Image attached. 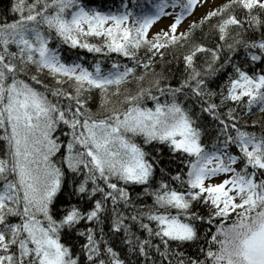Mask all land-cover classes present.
<instances>
[{"label": "snow or ice", "instance_id": "6c2138e0", "mask_svg": "<svg viewBox=\"0 0 264 264\" xmlns=\"http://www.w3.org/2000/svg\"><path fill=\"white\" fill-rule=\"evenodd\" d=\"M205 3L10 0L0 264H264V0Z\"/></svg>", "mask_w": 264, "mask_h": 264}, {"label": "rangeland", "instance_id": "374dc122", "mask_svg": "<svg viewBox=\"0 0 264 264\" xmlns=\"http://www.w3.org/2000/svg\"><path fill=\"white\" fill-rule=\"evenodd\" d=\"M224 0H206V3L203 6H198L193 15L187 17L179 27V30L182 31L187 28V25L193 20L198 19L204 12L209 10L211 7H214L220 3H223ZM170 23V18L165 17L156 23L152 31L159 30L160 28H166V26Z\"/></svg>", "mask_w": 264, "mask_h": 264}, {"label": "trees", "instance_id": "16d2710c", "mask_svg": "<svg viewBox=\"0 0 264 264\" xmlns=\"http://www.w3.org/2000/svg\"><path fill=\"white\" fill-rule=\"evenodd\" d=\"M9 3H10V0H0V13H2L3 12V10L9 5ZM81 55H85V53H83V52H81L80 53ZM71 57H69V59H70ZM176 65H175V61H173V67H175ZM182 67V66H181ZM157 71H160L161 70V67H160V65H159V63H158V65H157V69H156Z\"/></svg>", "mask_w": 264, "mask_h": 264}]
</instances>
